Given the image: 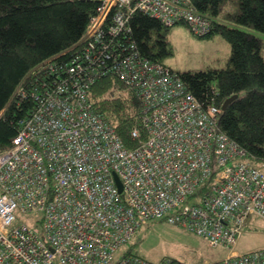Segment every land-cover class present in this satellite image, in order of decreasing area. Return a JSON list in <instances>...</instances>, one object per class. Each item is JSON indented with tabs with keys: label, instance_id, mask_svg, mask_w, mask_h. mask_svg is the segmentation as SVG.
<instances>
[{
	"label": "built area",
	"instance_id": "built-area-1",
	"mask_svg": "<svg viewBox=\"0 0 264 264\" xmlns=\"http://www.w3.org/2000/svg\"><path fill=\"white\" fill-rule=\"evenodd\" d=\"M93 1L79 41L45 62L36 88L15 92L36 105L0 153V264H171L128 254L114 260L153 220L230 250L213 264H264V248L233 250L249 216L264 220V170L220 132L221 108L203 106L178 73L130 39L136 12L164 28L185 23L198 37L209 34L210 18L193 0ZM106 76L140 102L133 149L89 100L91 86ZM27 213L37 217L16 223Z\"/></svg>",
	"mask_w": 264,
	"mask_h": 264
},
{
	"label": "trees",
	"instance_id": "trees-1",
	"mask_svg": "<svg viewBox=\"0 0 264 264\" xmlns=\"http://www.w3.org/2000/svg\"><path fill=\"white\" fill-rule=\"evenodd\" d=\"M226 1H192L193 8L211 20V30L205 38L217 34L229 43L225 64L177 73L205 107L214 104L221 108L224 100L237 95L220 114V132L243 149L249 165L264 170L263 42L254 34L264 36V0H237L236 12L229 15L232 27L216 18ZM96 7L93 0H0V153L11 147L19 121L35 109L29 96L15 98L16 90L22 86L27 92L36 88L42 77L46 78L45 62L79 41ZM129 25L130 39L141 54L161 62L170 55L164 41L151 45L152 31L163 27L159 22L136 12ZM68 57L65 54L56 61L64 62ZM89 100L127 149L138 145L132 132L140 130V102L132 90L114 76H106L91 86ZM170 260L171 264H184Z\"/></svg>",
	"mask_w": 264,
	"mask_h": 264
},
{
	"label": "rangeland",
	"instance_id": "rangeland-1",
	"mask_svg": "<svg viewBox=\"0 0 264 264\" xmlns=\"http://www.w3.org/2000/svg\"><path fill=\"white\" fill-rule=\"evenodd\" d=\"M237 10V0H227L220 5L217 20L234 26L229 15ZM250 31L249 29H247ZM262 39L261 55L264 58V36L254 33ZM157 40L166 43L170 55L163 58L165 66L174 72L200 71L207 68H217L225 64L230 45L221 36L211 37L194 35L185 23H178L170 28L162 27L160 31H152L151 45ZM196 200L188 201V204ZM37 214L18 215L16 223H30ZM264 248V220L249 216L233 250L242 254L248 251ZM229 249L209 247L206 241L178 225L168 224L164 220H153L137 230L135 235L114 254V260L124 255L139 256L150 262H160L164 259L177 260L184 264H213L229 255Z\"/></svg>",
	"mask_w": 264,
	"mask_h": 264
},
{
	"label": "water",
	"instance_id": "water-1",
	"mask_svg": "<svg viewBox=\"0 0 264 264\" xmlns=\"http://www.w3.org/2000/svg\"><path fill=\"white\" fill-rule=\"evenodd\" d=\"M237 98V95H232L231 97L227 98L226 100H224V102L222 103L221 106V112L225 111L226 108L228 107V105ZM118 187L120 188V184L119 182L117 183ZM121 189V188H120Z\"/></svg>",
	"mask_w": 264,
	"mask_h": 264
}]
</instances>
